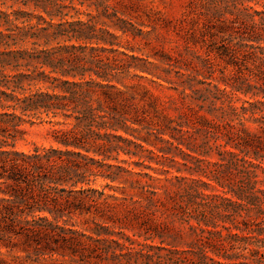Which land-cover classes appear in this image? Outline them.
<instances>
[{
  "label": "trees",
  "instance_id": "16d2710c",
  "mask_svg": "<svg viewBox=\"0 0 264 264\" xmlns=\"http://www.w3.org/2000/svg\"><path fill=\"white\" fill-rule=\"evenodd\" d=\"M138 1L0 0V249L18 240L23 252L80 264H264V0H217L189 13L203 17L211 42L204 63L214 58L232 69L213 98H224L221 108L236 122L196 116L204 145L211 140L209 149L242 177L208 176L219 188L129 186L119 198V187L109 184L119 182V165L108 161L119 163V152L153 154L143 143L162 156L171 148L183 154L180 146L188 148L199 130L158 108L148 89L119 88L131 67L157 68L123 52L137 66L119 59V31L135 39L149 34L135 24L154 30L148 17L138 22ZM153 57L161 65L169 60ZM179 94L186 97L185 86ZM246 116L258 130L246 127ZM35 121L51 124L55 146L18 150L24 126ZM98 178L109 183L96 189ZM119 229L127 245L108 238ZM0 264H10L1 252Z\"/></svg>",
  "mask_w": 264,
  "mask_h": 264
},
{
  "label": "rangeland",
  "instance_id": "374dc122",
  "mask_svg": "<svg viewBox=\"0 0 264 264\" xmlns=\"http://www.w3.org/2000/svg\"><path fill=\"white\" fill-rule=\"evenodd\" d=\"M217 0H139L138 5V22H147V17L152 21L154 30L150 27H144L135 24L143 34L135 39L130 36H124L119 31V59L127 64H136L127 56H135L137 58L147 59L154 63L157 68L150 66L151 74L142 73L138 69L131 67L127 74L119 76L123 87L119 84V88L126 90L128 93H139L144 87L148 89L156 98L158 108H164V112L176 121H188L191 126H197V129L191 134L189 147L180 146L183 154L175 149H170L169 153L162 156L152 146L143 143L144 148L148 151L137 152L138 156L125 155L119 152V163L108 161V164L119 165V182L109 183L107 180L98 178L93 186L100 189L106 183L112 187H119V198L124 194L122 191L129 190V186H153L154 188H172V186H203L201 182L209 183L210 186L219 188L213 181H208L207 177L218 174H224L232 180H238L242 176L237 171L227 168L228 158H221L218 154L209 149L208 145H204L207 140L204 130L197 123L196 116H204L207 122L211 124L221 125L224 120L236 122L225 106L221 105L224 98L214 100V96H220L215 93L214 86L223 89L224 83L221 81L222 76H230L232 69L218 59L212 58L210 64L204 63L205 47L211 42L205 35L202 28L203 17L196 19L194 15L189 14L190 10L196 12L202 11L204 6ZM251 5V4H250ZM210 6V5H209ZM214 6L211 4L210 7ZM259 8V7H257ZM225 18H230L227 14ZM214 46H212L213 48ZM127 56H123L121 53ZM165 54L169 58L166 64H159L153 58L154 54ZM163 69H166L165 73ZM133 75L143 76V79L133 77ZM159 76V77H157ZM154 81L155 83L151 82ZM137 84L140 86L136 87ZM41 86V85H40ZM182 86H185V95L183 98L179 94ZM188 86H191L190 88ZM170 87H177L174 91ZM243 98L242 96H240ZM203 100H206L203 102ZM209 101L215 102V110L207 113L206 109L199 110L198 106ZM241 102H235V106H240ZM197 111V113H196ZM180 114L181 117H178ZM225 116V117H224ZM246 127L251 131L258 130V125L246 116ZM51 124L46 122L35 121L32 125L24 126L25 135L22 140L16 143L18 150L28 152L34 146L48 147L55 146L50 136L49 130ZM122 136L134 141L133 137L123 132ZM167 138V137H165ZM119 146L126 148L131 152H136L132 145H125L119 142ZM157 147L167 148L164 143L156 142ZM128 171V172H126ZM259 179L261 174L259 173ZM261 186V185H258ZM106 193H113L105 189ZM207 193L210 191H206ZM112 231L118 232V229ZM119 235L108 237L117 240L119 244L128 243L121 239ZM125 235L136 241H142L141 238L133 236L130 231H124ZM18 244L12 250L1 248L0 252L4 259L10 264H53L55 261L65 264H80L77 260L70 262L69 258H60L58 256L37 257L32 250L23 252L20 250L21 245L18 240H14ZM157 244V241L154 242ZM181 246V245H180ZM118 252V251H116ZM121 253L119 248V254ZM122 262L123 260L119 258ZM112 264V262H109Z\"/></svg>",
  "mask_w": 264,
  "mask_h": 264
}]
</instances>
